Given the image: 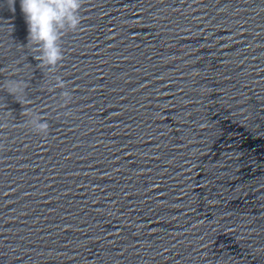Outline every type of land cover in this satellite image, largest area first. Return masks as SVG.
I'll return each mask as SVG.
<instances>
[{
    "label": "water",
    "instance_id": "95a60500",
    "mask_svg": "<svg viewBox=\"0 0 264 264\" xmlns=\"http://www.w3.org/2000/svg\"><path fill=\"white\" fill-rule=\"evenodd\" d=\"M80 15L59 41L62 107L19 0H0V79L27 84L22 103L0 88V264H264V0Z\"/></svg>",
    "mask_w": 264,
    "mask_h": 264
},
{
    "label": "clouds",
    "instance_id": "9594fccd",
    "mask_svg": "<svg viewBox=\"0 0 264 264\" xmlns=\"http://www.w3.org/2000/svg\"><path fill=\"white\" fill-rule=\"evenodd\" d=\"M82 0H19L20 10L23 13L27 26V41L29 52L38 61V66L48 73L44 85L49 89L60 88L59 103L62 107L72 100L71 91L65 87V82L60 75L55 74L56 67L62 59V50L59 43L61 36L69 30H74L80 23ZM11 5V4H10ZM27 68V65H24ZM21 69L11 67L9 75L0 79V88L11 94L19 103L25 102L27 87L25 79L13 78ZM26 75V73H25ZM196 76L194 70L191 73ZM49 81H54L49 85ZM199 95H206L207 86L201 85L197 89ZM64 117H71L72 110L62 113ZM25 124L36 134L47 135L48 122L42 119L35 111L26 113Z\"/></svg>",
    "mask_w": 264,
    "mask_h": 264
}]
</instances>
